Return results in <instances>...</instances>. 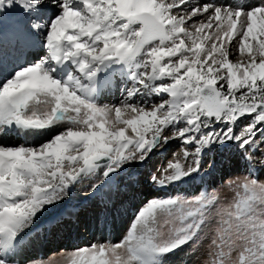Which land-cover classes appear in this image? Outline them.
I'll use <instances>...</instances> for the list:
<instances>
[{
  "label": "snow or ice",
  "instance_id": "1",
  "mask_svg": "<svg viewBox=\"0 0 264 264\" xmlns=\"http://www.w3.org/2000/svg\"><path fill=\"white\" fill-rule=\"evenodd\" d=\"M28 134L47 138L0 143V264L84 178L101 173L95 194L173 140L182 159L152 183L194 179L233 145L231 195L153 198L119 242L28 264H165L189 245L201 264H264V0H0V138Z\"/></svg>",
  "mask_w": 264,
  "mask_h": 264
},
{
  "label": "rangeland",
  "instance_id": "2",
  "mask_svg": "<svg viewBox=\"0 0 264 264\" xmlns=\"http://www.w3.org/2000/svg\"><path fill=\"white\" fill-rule=\"evenodd\" d=\"M121 98V93L113 90L106 94L101 103L116 104ZM150 99L155 101L156 98ZM5 138L10 144L25 141L40 144L47 137L44 134H28L9 135ZM180 148V142L177 140L158 148L144 164L128 165L123 172L113 175L95 194L90 193L88 187L101 173L84 178L71 189L65 206L67 212L63 215L65 219L72 210L78 212L79 219L74 222V217L69 216L68 220L60 222L56 226L58 230H55L54 234L53 231L48 234L51 238L49 240L47 235H36L37 237L28 245L27 256L19 264H28L30 259L46 260L61 249H71L97 241L119 242L134 214L153 198L192 197L205 190L209 193L216 191L222 201L231 195L227 182L244 172V163L240 160L238 151L226 147L223 150L212 148L206 151L202 157L201 172L196 174L194 179L170 185L165 192L159 191V187L150 181V177L153 174L159 176L157 169H161L173 160V153L177 154V159H182ZM109 196L112 201L105 203V199ZM202 259L203 248L193 250L189 245L166 257L165 264H201Z\"/></svg>",
  "mask_w": 264,
  "mask_h": 264
},
{
  "label": "bare ground",
  "instance_id": "3",
  "mask_svg": "<svg viewBox=\"0 0 264 264\" xmlns=\"http://www.w3.org/2000/svg\"><path fill=\"white\" fill-rule=\"evenodd\" d=\"M0 143H5V144H10L8 143L7 139L5 137L0 138ZM206 187V185H204ZM110 196L105 199V203H109L110 201ZM68 200V197H66L63 201H61L59 204H56V206H50L47 208L46 211L43 213L39 214L38 217L36 218L34 224L32 227L26 231V233L23 235L21 242H20V251L16 256V260L20 263L21 261L24 260V258L27 256L26 251L28 249V245H30L32 239L36 238V235H41V236H46L48 240L51 239L48 234H50L55 230H58L56 228V223L61 220V217L65 215L67 212L65 210L66 202ZM69 214L73 217L75 216L74 222L77 221L78 218V212H73L72 210L69 212ZM65 216H63L62 220L64 219ZM68 218V217H67ZM47 220H50L49 224L46 223ZM56 225V226H55ZM49 231L48 233L46 232ZM36 232V234H35ZM38 233V234H37ZM46 238V237H45Z\"/></svg>",
  "mask_w": 264,
  "mask_h": 264
}]
</instances>
